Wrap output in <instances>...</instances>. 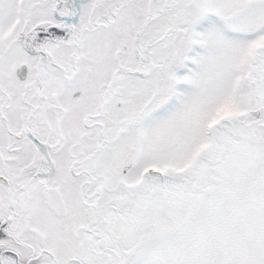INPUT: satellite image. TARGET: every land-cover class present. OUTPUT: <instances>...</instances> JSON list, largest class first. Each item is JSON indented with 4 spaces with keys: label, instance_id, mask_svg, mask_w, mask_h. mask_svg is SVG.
<instances>
[{
    "label": "snow or ice",
    "instance_id": "obj_1",
    "mask_svg": "<svg viewBox=\"0 0 264 264\" xmlns=\"http://www.w3.org/2000/svg\"><path fill=\"white\" fill-rule=\"evenodd\" d=\"M0 264H264V0H0Z\"/></svg>",
    "mask_w": 264,
    "mask_h": 264
}]
</instances>
